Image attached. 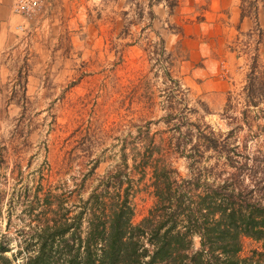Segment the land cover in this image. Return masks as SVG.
I'll use <instances>...</instances> for the list:
<instances>
[{
	"label": "rangeland",
	"instance_id": "obj_1",
	"mask_svg": "<svg viewBox=\"0 0 264 264\" xmlns=\"http://www.w3.org/2000/svg\"><path fill=\"white\" fill-rule=\"evenodd\" d=\"M148 2L39 0L19 14L0 0V244L12 264L35 249L43 218L73 214L115 173L132 223L145 217L151 169L135 164L150 144L178 178L220 182L236 170L200 131L264 170V99L247 106L242 94L250 57L264 64V0L241 4L260 9V30L225 41L199 1L155 2L152 20ZM255 251L244 237L238 256Z\"/></svg>",
	"mask_w": 264,
	"mask_h": 264
},
{
	"label": "trees",
	"instance_id": "obj_2",
	"mask_svg": "<svg viewBox=\"0 0 264 264\" xmlns=\"http://www.w3.org/2000/svg\"><path fill=\"white\" fill-rule=\"evenodd\" d=\"M148 1L152 20V5L169 0ZM263 66L254 53L242 90L247 106L264 99ZM199 135L205 148L224 153L236 170L220 182L201 181L196 175L178 178L161 154L154 157L158 148L150 144L135 161V167L151 169L154 203L145 217L132 223L130 192L122 187L121 172L115 173L73 214L43 218L35 232L36 247L21 264H264V170L257 175L262 163L249 155L229 154L213 131ZM244 237L260 243L257 258L238 256ZM6 251L0 244V264H12Z\"/></svg>",
	"mask_w": 264,
	"mask_h": 264
},
{
	"label": "crops",
	"instance_id": "obj_3",
	"mask_svg": "<svg viewBox=\"0 0 264 264\" xmlns=\"http://www.w3.org/2000/svg\"><path fill=\"white\" fill-rule=\"evenodd\" d=\"M196 1L206 5V8L202 10L205 20L209 22V26L214 27L215 29H221L220 34L222 35L224 41L226 39H231L236 34H240L241 32L252 31L256 24L261 27L260 9H257L254 14L250 13L242 16V0ZM162 2L164 3L165 1L157 3L160 4ZM199 20L201 22V19Z\"/></svg>",
	"mask_w": 264,
	"mask_h": 264
},
{
	"label": "built area",
	"instance_id": "obj_4",
	"mask_svg": "<svg viewBox=\"0 0 264 264\" xmlns=\"http://www.w3.org/2000/svg\"><path fill=\"white\" fill-rule=\"evenodd\" d=\"M39 0H13V10L19 14H29L37 8Z\"/></svg>",
	"mask_w": 264,
	"mask_h": 264
}]
</instances>
